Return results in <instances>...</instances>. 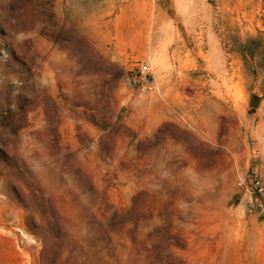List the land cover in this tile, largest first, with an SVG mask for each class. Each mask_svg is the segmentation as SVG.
<instances>
[{
	"label": "rangeland",
	"instance_id": "374dc122",
	"mask_svg": "<svg viewBox=\"0 0 264 264\" xmlns=\"http://www.w3.org/2000/svg\"><path fill=\"white\" fill-rule=\"evenodd\" d=\"M0 264H264V0H0Z\"/></svg>",
	"mask_w": 264,
	"mask_h": 264
},
{
	"label": "built area",
	"instance_id": "2783aa9c",
	"mask_svg": "<svg viewBox=\"0 0 264 264\" xmlns=\"http://www.w3.org/2000/svg\"><path fill=\"white\" fill-rule=\"evenodd\" d=\"M139 72L141 74H147L149 72V67L147 65H144L142 66L140 69H139ZM140 77V75L136 74L135 72L132 73V79L135 81V80H138Z\"/></svg>",
	"mask_w": 264,
	"mask_h": 264
}]
</instances>
